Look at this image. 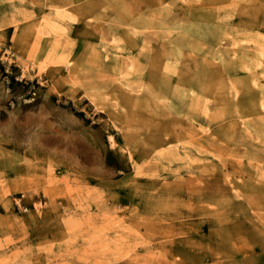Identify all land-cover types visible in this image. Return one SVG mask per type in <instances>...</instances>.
<instances>
[{
	"label": "rangeland",
	"instance_id": "374dc122",
	"mask_svg": "<svg viewBox=\"0 0 264 264\" xmlns=\"http://www.w3.org/2000/svg\"><path fill=\"white\" fill-rule=\"evenodd\" d=\"M0 264H264V0H0Z\"/></svg>",
	"mask_w": 264,
	"mask_h": 264
},
{
	"label": "bare ground",
	"instance_id": "6f19581e",
	"mask_svg": "<svg viewBox=\"0 0 264 264\" xmlns=\"http://www.w3.org/2000/svg\"><path fill=\"white\" fill-rule=\"evenodd\" d=\"M152 74V73H151Z\"/></svg>",
	"mask_w": 264,
	"mask_h": 264
}]
</instances>
